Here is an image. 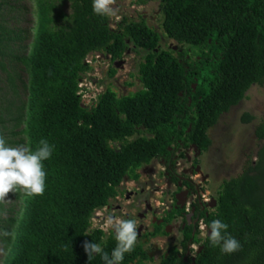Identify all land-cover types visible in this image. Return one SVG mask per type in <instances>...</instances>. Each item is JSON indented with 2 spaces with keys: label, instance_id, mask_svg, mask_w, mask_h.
Masks as SVG:
<instances>
[{
  "label": "trees",
  "instance_id": "obj_1",
  "mask_svg": "<svg viewBox=\"0 0 264 264\" xmlns=\"http://www.w3.org/2000/svg\"><path fill=\"white\" fill-rule=\"evenodd\" d=\"M159 3L163 36L175 50L160 48L142 18L124 16L111 28L108 16L92 13L91 0H0V136L30 151L41 138L54 145L43 162V195L17 190L0 200V232L11 233L0 236L1 264H103L99 255L88 259L83 244L99 243L109 254L115 247L113 232L91 227V219L124 178L137 180V170L154 158L173 167L175 150L182 157L190 144L206 151L208 129L252 85L263 84L264 0ZM26 12L33 18L28 29L19 20ZM127 41L145 51L141 88L117 96L106 87L84 105L79 83L90 70L87 56L121 59ZM254 134L262 142L255 162L224 180L214 210L198 215L206 224L225 222L241 248L222 254L205 237L193 264H264V120ZM184 252L185 244L161 264H192ZM143 255L134 246L122 264Z\"/></svg>",
  "mask_w": 264,
  "mask_h": 264
},
{
  "label": "rangeland",
  "instance_id": "obj_2",
  "mask_svg": "<svg viewBox=\"0 0 264 264\" xmlns=\"http://www.w3.org/2000/svg\"><path fill=\"white\" fill-rule=\"evenodd\" d=\"M158 4V0H152L146 4H142L138 0H115L112 5L115 14L108 16L110 27L115 28L116 23L124 16L139 21L144 15L145 24L159 35V47L175 50L177 49L175 43L163 36L160 27L162 17L158 11ZM63 9H68L67 2L63 4ZM22 15L19 19L21 25L24 29H28L33 20L31 13L26 12ZM153 17L156 18L155 21ZM26 42L28 43L29 40H26ZM128 47V53L124 54L121 59L111 60L106 55L97 53L87 56L86 61L89 63L90 70L79 83L82 90H80L81 102L84 105H90L106 87H110L117 96L127 95L141 88L138 80V65L143 61L145 51L142 49L134 50L131 43ZM111 70L114 71L112 77H110ZM26 76V73L23 72L22 77L26 79ZM245 113L253 117L251 122H242L241 117ZM263 120L264 82L261 85H252L246 91L244 98L237 105L232 106L227 112L220 115L215 125L208 129L207 134L210 145L197 159L200 171L192 175L195 183L200 185L201 194L207 198H216L220 184L224 180L240 175L247 162H255L262 142L256 139L254 129ZM188 154L192 157L191 150H188ZM179 163L181 166H177L178 169L185 167L183 162L179 161ZM152 166L155 176H158L159 172L162 173L161 165L157 163L154 165L152 161L149 167ZM137 173L140 176L137 182L139 187L150 180L151 175L147 169L139 168ZM160 176L162 175L160 174L157 178H160ZM154 181L161 184L158 180ZM121 188L127 191L134 189V186L130 181H123ZM120 202L123 203L124 199ZM114 213H106L104 209L96 210L91 219V227H99L106 232L110 228L107 224V218ZM115 218H120V215H116ZM2 256L3 250L0 248V264Z\"/></svg>",
  "mask_w": 264,
  "mask_h": 264
},
{
  "label": "flooded vegetation",
  "instance_id": "obj_3",
  "mask_svg": "<svg viewBox=\"0 0 264 264\" xmlns=\"http://www.w3.org/2000/svg\"><path fill=\"white\" fill-rule=\"evenodd\" d=\"M158 11L161 13L160 3ZM144 17L142 15L141 18L145 21ZM153 19L156 20L154 17ZM126 43L129 46L130 43L128 41ZM128 51L129 47L125 49L124 54ZM106 57L110 58L108 55ZM188 150L192 151V157L188 154ZM200 154L196 145L190 144L183 148L182 157H180V150H175L173 167L162 158H154L140 167L147 169L151 175L150 180L144 183L145 185L138 186L139 175L137 180L124 178L123 181L133 183L134 189L123 190L120 184L117 194L101 208L106 213L115 212L110 215L111 217L120 215V218L134 219L137 222L135 246H140L144 255L128 261L129 264H161L171 251L176 250L182 254L184 244L183 260L186 262L190 260L193 264L196 253L201 250V244L207 237V229L200 228V225H206V223L203 217L198 215L203 212L207 216L216 206V198H207L201 194L200 185L196 184L195 179L192 178L193 174L200 171L197 161ZM152 161L154 165L157 163L162 166V173H158V176L162 175L160 178L154 175L153 166L149 167ZM179 161L183 162L185 167L178 169L177 166H181ZM154 180L160 181L161 184ZM123 199L124 202H120ZM122 209L124 211H121ZM189 231L191 238L186 239ZM111 232L113 230L110 227L104 234L109 235Z\"/></svg>",
  "mask_w": 264,
  "mask_h": 264
},
{
  "label": "clouds",
  "instance_id": "obj_4",
  "mask_svg": "<svg viewBox=\"0 0 264 264\" xmlns=\"http://www.w3.org/2000/svg\"><path fill=\"white\" fill-rule=\"evenodd\" d=\"M115 0H91V11L98 16H112ZM54 152V145L41 138L39 147L30 151L26 145L9 146L0 136V200H4L10 191L17 190L29 198L43 195L45 191L46 171L43 162L50 159ZM107 224L113 230L116 241L111 253L103 251L102 245L91 240L83 244V250L88 259L100 256L103 264H122L126 253L131 252L137 243L138 224L134 219L114 218L109 216ZM207 240L213 247H218L222 254H232L241 248L240 242L229 235L228 225L221 219H213L206 225ZM7 231L0 232V236H10Z\"/></svg>",
  "mask_w": 264,
  "mask_h": 264
},
{
  "label": "water",
  "instance_id": "obj_5",
  "mask_svg": "<svg viewBox=\"0 0 264 264\" xmlns=\"http://www.w3.org/2000/svg\"><path fill=\"white\" fill-rule=\"evenodd\" d=\"M195 88V85H193V88L192 89H194ZM188 130H189V128H188ZM196 154H198V153H196Z\"/></svg>",
  "mask_w": 264,
  "mask_h": 264
},
{
  "label": "built area",
  "instance_id": "obj_6",
  "mask_svg": "<svg viewBox=\"0 0 264 264\" xmlns=\"http://www.w3.org/2000/svg\"><path fill=\"white\" fill-rule=\"evenodd\" d=\"M200 228H201V225H200Z\"/></svg>",
  "mask_w": 264,
  "mask_h": 264
}]
</instances>
